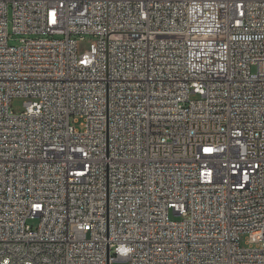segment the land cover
<instances>
[{"label":"built area","instance_id":"built-area-1","mask_svg":"<svg viewBox=\"0 0 264 264\" xmlns=\"http://www.w3.org/2000/svg\"><path fill=\"white\" fill-rule=\"evenodd\" d=\"M117 261L264 264V0H0V264Z\"/></svg>","mask_w":264,"mask_h":264},{"label":"rangeland","instance_id":"rangeland-1","mask_svg":"<svg viewBox=\"0 0 264 264\" xmlns=\"http://www.w3.org/2000/svg\"><path fill=\"white\" fill-rule=\"evenodd\" d=\"M11 26V24H10ZM21 37H16V40L14 42H12L13 45L18 44L19 40ZM96 49V41L94 38L92 37H87L85 39V41L83 42H79L78 44V53L79 54H83L86 52H93ZM24 99H14L12 102V110L15 113H21L24 110ZM79 129H81L80 126H78ZM174 218V217H173ZM175 219V218H174ZM32 224H36V221L31 222ZM112 264H130L129 262H125V261H117L114 262Z\"/></svg>","mask_w":264,"mask_h":264}]
</instances>
